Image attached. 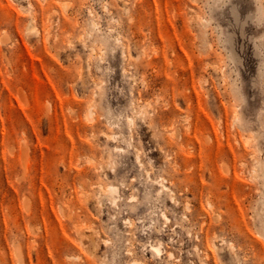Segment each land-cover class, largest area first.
<instances>
[{"label":"rangeland","instance_id":"1","mask_svg":"<svg viewBox=\"0 0 264 264\" xmlns=\"http://www.w3.org/2000/svg\"><path fill=\"white\" fill-rule=\"evenodd\" d=\"M263 209L264 0H0V264H264Z\"/></svg>","mask_w":264,"mask_h":264},{"label":"bare ground","instance_id":"2","mask_svg":"<svg viewBox=\"0 0 264 264\" xmlns=\"http://www.w3.org/2000/svg\"><path fill=\"white\" fill-rule=\"evenodd\" d=\"M53 13V12H52ZM35 19V18H34ZM35 21V20H34ZM33 21V22H34ZM238 21V20H237ZM32 22V21H31ZM32 25H33V23H32ZM30 26V25H29ZM96 25L95 24H93V27H95ZM28 29V28H27ZM33 29V28H32ZM36 29V28H35ZM49 29V28H48ZM29 32H30V30H29ZM34 32H36V31H34ZM33 32V33H34ZM39 32V31H38ZM27 35H29V34H27ZM49 37V36H48ZM48 37H47V39H48ZM47 41V40H46ZM139 160V159H138ZM141 163V162H140ZM140 165H142V164H140ZM256 172H257V174H258V176H262V174H263V169H262V166H261V163H257L256 164ZM111 191L112 192H115V189H111ZM262 213H263V219H264V209L262 210ZM231 249H233V248H231ZM155 251H157V249H155ZM132 264H144L143 262H139V261H134Z\"/></svg>","mask_w":264,"mask_h":264}]
</instances>
